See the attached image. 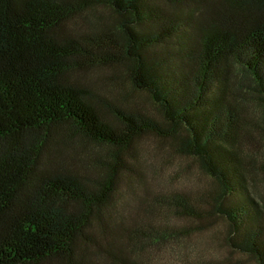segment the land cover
Listing matches in <instances>:
<instances>
[{"label": "trees", "instance_id": "obj_1", "mask_svg": "<svg viewBox=\"0 0 264 264\" xmlns=\"http://www.w3.org/2000/svg\"><path fill=\"white\" fill-rule=\"evenodd\" d=\"M95 4L116 26H70ZM94 66L122 68L163 124L102 99L82 79ZM251 95L260 126L243 114ZM258 128L264 0H0V264H140L127 229L107 249L91 233L106 230L135 140L180 132V149L218 184L212 205L231 245L264 264V209L249 178L258 163L242 150ZM87 143L109 148L110 160L79 156ZM158 201L198 212L180 192Z\"/></svg>", "mask_w": 264, "mask_h": 264}, {"label": "rangeland", "instance_id": "obj_2", "mask_svg": "<svg viewBox=\"0 0 264 264\" xmlns=\"http://www.w3.org/2000/svg\"><path fill=\"white\" fill-rule=\"evenodd\" d=\"M116 23L112 10L95 4L70 26L85 33L105 24L116 26ZM82 79L107 102L132 107L163 124L157 104L147 92L130 85L122 68L116 71L108 66L90 67ZM245 100V118L262 125L263 111L258 100L253 95ZM181 135L180 132L178 136ZM250 136L251 142L243 145L242 150L246 159L252 157L255 165L258 163L250 172V189L264 209V175L260 170L264 131L255 129ZM179 137L177 141L144 133L135 140L131 153L124 157L128 168L121 173L112 217L105 220V232L96 224L91 239L107 249L108 242L119 243L122 240L119 232L127 229L132 257L140 264H257L231 245L234 236L230 235L228 222L212 205V196L219 192L218 184L197 158L180 149ZM77 149L79 156L86 153L91 164L97 159H109V148L104 146L87 143ZM172 192L187 196L198 210L196 215H185L174 206L158 201ZM94 259L104 263L105 255Z\"/></svg>", "mask_w": 264, "mask_h": 264}]
</instances>
